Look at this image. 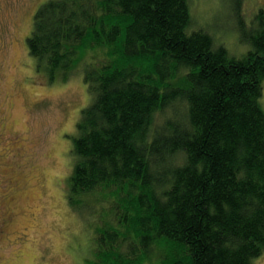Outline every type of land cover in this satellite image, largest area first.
<instances>
[{"label":"trees","instance_id":"obj_1","mask_svg":"<svg viewBox=\"0 0 264 264\" xmlns=\"http://www.w3.org/2000/svg\"><path fill=\"white\" fill-rule=\"evenodd\" d=\"M242 2L230 7L231 32L238 18L250 46L240 56L210 22L193 27L189 0L35 11V69L48 82L82 74L90 99L65 191L91 245L80 264H254L264 253V9L246 24Z\"/></svg>","mask_w":264,"mask_h":264},{"label":"rangeland","instance_id":"obj_2","mask_svg":"<svg viewBox=\"0 0 264 264\" xmlns=\"http://www.w3.org/2000/svg\"><path fill=\"white\" fill-rule=\"evenodd\" d=\"M45 1L0 0V264H80L91 248L65 197L75 125L90 102L86 84L82 74L48 82L26 46ZM237 1L189 0L193 27L210 22L215 40L240 56L250 46L238 18L231 32ZM242 1L250 24L264 0ZM260 101L264 110V82ZM253 263L264 264V253Z\"/></svg>","mask_w":264,"mask_h":264}]
</instances>
